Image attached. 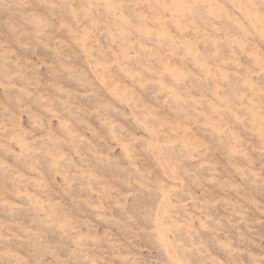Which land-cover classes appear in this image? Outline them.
I'll return each mask as SVG.
<instances>
[{
    "label": "rangeland",
    "instance_id": "obj_1",
    "mask_svg": "<svg viewBox=\"0 0 264 264\" xmlns=\"http://www.w3.org/2000/svg\"><path fill=\"white\" fill-rule=\"evenodd\" d=\"M0 264H264V0H0Z\"/></svg>",
    "mask_w": 264,
    "mask_h": 264
}]
</instances>
